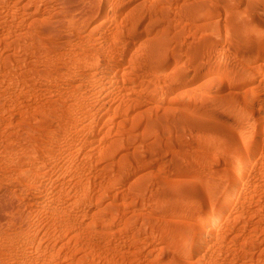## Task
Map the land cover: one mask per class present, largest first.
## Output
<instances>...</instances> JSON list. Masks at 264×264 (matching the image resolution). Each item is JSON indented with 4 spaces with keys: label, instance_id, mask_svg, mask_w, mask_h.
Instances as JSON below:
<instances>
[{
    "label": "rangeland",
    "instance_id": "374dc122",
    "mask_svg": "<svg viewBox=\"0 0 264 264\" xmlns=\"http://www.w3.org/2000/svg\"><path fill=\"white\" fill-rule=\"evenodd\" d=\"M8 1L0 264H264V0H208L206 42L174 16L181 0L103 1L89 21L83 0ZM160 40L166 79L148 66ZM114 62L149 88L115 87L97 120ZM181 82L208 98L190 129L169 115ZM150 174L177 184L140 186Z\"/></svg>",
    "mask_w": 264,
    "mask_h": 264
},
{
    "label": "bare ground",
    "instance_id": "6f19581e",
    "mask_svg": "<svg viewBox=\"0 0 264 264\" xmlns=\"http://www.w3.org/2000/svg\"><path fill=\"white\" fill-rule=\"evenodd\" d=\"M103 1L109 2L110 0H83L82 1V4L84 5L83 7H87L90 10L89 18H88V16H85V18L87 17L85 20L89 21L98 15L99 5ZM223 1H226L228 4H231V0H223ZM68 2H71V1H68ZM8 3L9 4L10 3L11 4H15V3L21 4V0H10V1H8ZM73 3H74V0H73ZM207 3H208V0H181L179 3L175 4L176 9L173 10V11L177 12L176 15H174V16L187 21L190 24V26L199 21V24L194 25V27L197 31H201L200 37H202L203 41H205V42L208 40V35L205 34V30L210 29L212 26H214L217 29V26L212 25L210 23L211 15L215 11L212 10L207 5ZM27 5L28 4H26L25 6H27ZM6 6H8L7 3H6ZM23 6H24V4H23ZM69 6H72V3H70ZM109 6L110 5H107L104 8V10L100 14V16H103V14L106 13V11L109 9ZM89 10H88V12H89ZM88 12L84 11L83 13L88 14ZM82 14H81V16H83ZM81 16L79 18H83V20H84V17H81ZM119 20H120V23H122V19H119ZM240 24H241L240 27H246L247 26L246 20H242ZM36 26H39V25L36 24ZM166 28H168V27H166ZM166 28H164V33H166L165 31H167ZM178 32H180V31H178ZM137 40H140V39L137 38ZM179 40H180V38H179ZM143 44H144V40L139 41L137 43L135 42V45L138 47L142 46ZM182 45H183V43L180 44V46H182ZM124 48H125V46H124ZM125 50H126V48H125ZM152 50L156 54V56H153V55L150 56V59L148 61V64H149L148 66L151 69L150 71L153 73L159 74V77H161L163 79L168 78L169 74L166 73L165 68L170 67L173 63H175V59L174 58H168L166 56H165L166 58H163V59L161 57H159L160 51L162 53L165 50L166 51L169 50L168 43L165 42L164 40H160L159 42L154 44ZM117 68H118V65L115 62L113 64H111L109 66V68H107V69H110L111 71L113 70L112 71V77L113 78L110 77V78H112V80L109 81V85L107 87H105L103 93L100 95L98 102L100 105H102L101 107H104V106L105 107L103 109H101V114L97 118V120L98 119L101 120L102 116L107 112V110H108L106 108L107 101H108L109 96L116 89L115 87H118V86L126 87V88L130 87V90L135 95H139L140 93L147 91L149 88L148 85L150 83L147 82L146 80H144V78H143L144 77V71H141L140 69L131 68V67L130 68L127 67V69H126V67H124V68H122V75L119 76L117 73L118 70L116 71ZM104 69H106V68H104ZM98 74L101 76L100 83L103 86H106L107 82L104 81L106 78V75H101L100 73H98ZM177 74L181 75L182 71L174 70L171 73L172 76L177 75ZM183 76H185L184 73H183ZM186 81H189V80H186ZM145 82H147V83H145ZM204 84H206V82ZM206 100H208V98L203 97V99L199 98V101H198L197 97L195 96V88L188 82H181V84L178 86V88L175 92V99H173V101H172V104L175 105V108L169 112L170 113L169 115H174L176 117V119L174 120L173 123L175 125L180 126L181 129H183V128L190 129L197 122L196 114L197 115L203 114V111L200 110L197 107V105L200 103H203ZM210 100L216 101L217 99L210 98ZM23 135H25V136L28 135L27 130H25ZM28 137L29 136H27L26 138H28ZM24 146H25L24 147L25 149H29L28 144H24ZM17 161L19 162L18 164L21 167L19 170V175L26 176L28 169L23 168V164L25 163V160L22 158H18ZM43 167H44V165H41L39 170H41ZM36 171H38V168H36ZM150 181L158 182V183L162 182V183H164V185L161 183L162 187L163 186H167V187L169 186L170 188L177 184L174 180H171L165 174H150V175H146L144 177V179L140 183V186H142L143 184L147 185V183ZM168 188H166V189H168Z\"/></svg>",
    "mask_w": 264,
    "mask_h": 264
}]
</instances>
